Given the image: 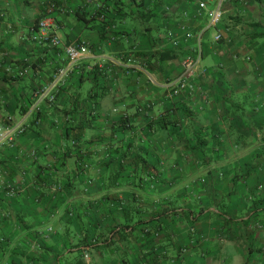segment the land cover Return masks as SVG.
I'll list each match as a JSON object with an SVG mask.
<instances>
[{"label":"crops","instance_id":"1","mask_svg":"<svg viewBox=\"0 0 264 264\" xmlns=\"http://www.w3.org/2000/svg\"><path fill=\"white\" fill-rule=\"evenodd\" d=\"M201 1L215 29L191 0H0V128L25 129L0 138V264H264V0ZM49 3L90 54L35 112L65 58L26 36Z\"/></svg>","mask_w":264,"mask_h":264},{"label":"built area","instance_id":"2","mask_svg":"<svg viewBox=\"0 0 264 264\" xmlns=\"http://www.w3.org/2000/svg\"><path fill=\"white\" fill-rule=\"evenodd\" d=\"M196 2L198 8L201 12L206 14L208 22V28L215 29L221 19H222V10L221 6L218 5L217 7L209 9L204 2L201 0H191ZM53 10V5L47 7V13H50ZM169 38L173 39L172 34L169 35ZM34 39H38L40 41H49L50 45L53 47H62L63 53L65 56V64L63 67L59 68L52 80L45 85L44 87L35 91L33 95V103L31 108L33 111H38L40 105L45 102H52L54 100V93L56 92L59 85L63 83L65 78L74 71L75 68H78L82 61L86 58L88 54H90L89 48L83 42L80 43H71L67 45H62L60 37L57 35V25L52 19L51 16H43L38 23V31L34 34ZM220 39L219 35H216L214 40L218 41ZM199 64V57L193 58L188 57L185 58L181 62V73L180 76L170 82L169 89H170V97H175L179 95V93L192 90L193 85L191 81L196 73V69ZM20 73L19 75H21ZM25 129L22 125H10L5 128H0V138H12L14 135H22ZM25 173H22L24 177ZM19 184L14 181H10L5 185L6 194L8 196H15L16 190L18 189ZM48 232H51L52 229L49 227L47 229Z\"/></svg>","mask_w":264,"mask_h":264},{"label":"trees","instance_id":"3","mask_svg":"<svg viewBox=\"0 0 264 264\" xmlns=\"http://www.w3.org/2000/svg\"><path fill=\"white\" fill-rule=\"evenodd\" d=\"M135 1V0H134ZM50 5H53V4H51V3H49L47 6H46V8L42 11V14L39 16V17H37L35 20H34V22L32 23V25L30 26V31L28 32V34L26 35L27 37H28V39L29 40H31V42H35V43H39V44H44V45H46L47 47H49V48H52V49H54V50H56L57 51V49L56 48H61V47H53V46H51L50 45V43H49V41H40V40H38V39H34V34H36L37 33V31H38V23H39V20L43 17V16H51L52 17V19L54 20V22H56L55 21V19L53 18V16H52V14H53V12H54V10H55V6L53 5V10L50 12V13H48V14H46L47 12V7L48 6H50ZM1 15H0V50H2V49H4L5 50V48H3V47H1V44H2V39H1V37H2V34H1V29H2V27H3V13H0ZM62 51H63V48H62ZM61 52V51H60ZM63 53V52H62ZM64 64H65V59L63 60V63L61 64V66L59 67V68H61V67H63L64 66ZM59 68H57V70L59 69ZM56 70V71H57ZM56 73V72H55ZM54 73V74H55ZM54 76V75H53ZM51 80H52V78H51ZM50 80V81H51ZM37 91V90H36ZM32 104V103H31ZM128 200H126V202H127V204H128V206H127V208H125V209H123V216L126 218V216L128 215V211H129V209H130V207H131V203H133L134 202V196L133 195H130L128 198H127ZM131 202V203H130ZM164 211L163 212H166L165 213V215L164 216H162V217H166V218H169L170 216H172V215H170V213H169V215H167L168 214V212H170V210L168 209V210H166V209H164V208H162ZM173 213V215L174 216H179V215H182L183 213L185 214V212H176V211H172ZM163 215V214H162ZM152 218H154V216H152ZM130 226L129 225H125V228L126 229H128ZM117 228V225L116 226H114L112 229H113V231H114V229H116ZM111 232H112V230H111ZM86 233V232H85ZM92 239L95 241V236H93L92 237ZM91 240V239H90ZM84 244H86V246H88V245H90V242H89V240H88V242L87 243H84ZM92 244V243H91Z\"/></svg>","mask_w":264,"mask_h":264},{"label":"rangeland","instance_id":"4","mask_svg":"<svg viewBox=\"0 0 264 264\" xmlns=\"http://www.w3.org/2000/svg\"><path fill=\"white\" fill-rule=\"evenodd\" d=\"M2 5V4H1ZM5 11V8H1L0 7V13H2V12H4ZM1 15V14H0ZM34 22V21H33ZM32 22V23H33ZM32 23H31V25H32ZM30 25V26H31ZM30 29V28H29ZM12 37H16L17 35H15V34H12L11 35ZM0 59H2L1 61L3 62V61H5V58H6V51L4 50V49H2V50H0ZM1 63V62H0ZM84 165H86V164H84ZM87 170H88V167H84V166H82L81 167V169H79V174L78 175H80V176H78V177H80V180H78V179H71L70 180V182H71V184H73L74 185V183H78L77 185L78 186H81L82 184H83V186H85V187H83V190L82 191H84L83 193H85V190H86V185H89V181H86V173H87ZM1 172V171H0ZM21 173V172H20ZM2 175V173L0 174V176ZM20 175V174H19ZM28 179V178H27ZM24 181V180H26L25 179V176L23 177L22 175H20V177H19V179L18 180H11V181H14V182H16L17 184H19V187H18V189L16 190V192L18 193V190H20V185L22 184V183H20L21 181ZM20 181V182H19ZM26 182V181H25ZM25 182H23V183H25ZM7 184V183H6ZM5 184V185H6ZM5 185L3 186V192H6V190H5ZM60 187V188H59ZM59 189V192H61V190H62V187L59 185L58 186V188H57V190ZM16 193V194H17ZM16 196V195H15ZM81 196H83L82 194L80 195L79 193H75V194H73V197H72V202L74 201H76V199L78 200ZM14 197V196H13ZM117 201V200H116ZM159 202H161V204L159 203L158 204V208L156 209V212H154V211H152L151 213H153L152 214V216H154V218H159V217H162V216H164L165 215V213L166 212H163L164 210L162 209L163 208V201H159ZM163 214V215H162ZM195 214H196V212H191L190 213V215L192 216V218H194L195 217ZM167 215H169V212H168V214ZM194 215V216H193Z\"/></svg>","mask_w":264,"mask_h":264}]
</instances>
